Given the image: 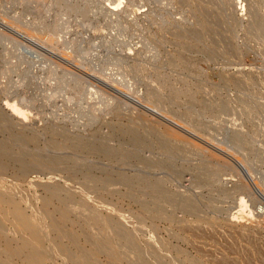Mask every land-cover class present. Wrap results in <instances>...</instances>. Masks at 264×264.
<instances>
[{"label": "rangeland", "instance_id": "rangeland-1", "mask_svg": "<svg viewBox=\"0 0 264 264\" xmlns=\"http://www.w3.org/2000/svg\"><path fill=\"white\" fill-rule=\"evenodd\" d=\"M6 102L22 105L27 121ZM0 112L13 122L0 123V190L18 185L35 199L20 203L28 214L38 209L64 227L51 264H70L64 255L80 249L97 264H139L125 241L138 227L151 244L139 251L157 249L159 264H264V0H0ZM65 136L114 153L73 147ZM39 154L67 160L52 173L39 166L25 175L24 160ZM119 174L157 182L160 193ZM49 179L94 188H78L62 216L43 207L41 186L27 185ZM80 194L109 203L118 224L101 232L78 206ZM10 234L0 237V260L9 247L25 249ZM102 234L121 259L87 237Z\"/></svg>", "mask_w": 264, "mask_h": 264}, {"label": "bare ground", "instance_id": "bare-ground-1", "mask_svg": "<svg viewBox=\"0 0 264 264\" xmlns=\"http://www.w3.org/2000/svg\"><path fill=\"white\" fill-rule=\"evenodd\" d=\"M181 1V0H180ZM60 3V2H58ZM111 3V2H110ZM224 3V2H223ZM216 4V3H215ZM253 4V3H252ZM107 6V5H106ZM114 6V5H113ZM110 7V6H109ZM113 9V8H112ZM102 13V12H101ZM193 13V12H192ZM112 14V13H111ZM114 14V13H113ZM210 14V13H209ZM229 15V14H228ZM256 15V14H255ZM254 15V16H255ZM251 16V15H250ZM256 17V16H255ZM254 19V18H253ZM260 20V19H259ZM181 21V20H180ZM253 21V20H252ZM257 19H255L254 22H256ZM262 21V20H261ZM236 22V21H235ZM259 22V21H258ZM261 23V22H260ZM260 23H254L255 25H258ZM253 24V25H254ZM198 25V23H197ZM254 25V26H255ZM176 26V25H175ZM259 26V25H258ZM218 27V26H217ZM257 28V26H255ZM254 27V28H255ZM180 28V27H179ZM199 28V27H197ZM255 28V29H256ZM198 31V30H197ZM191 33V32H190ZM218 33V32H217ZM197 34V33H196ZM194 34V35H196ZM207 36V35H206ZM209 39V38H208ZM255 39V38H254ZM195 40H198L195 38ZM200 40V39H199ZM176 44V43H175ZM210 44V43H209ZM180 45V44H179ZM184 47V46H183ZM181 51V50H180ZM196 51V49H195ZM215 51V50H214ZM197 53V52H196ZM190 56V55H189ZM170 58V57H169ZM180 58V57H179ZM193 58V57H192ZM197 58V57H196ZM173 60V59H172ZM184 60V59H183ZM185 61V60H184ZM187 61V60H186ZM199 61V60H198ZM180 62V61H179ZM191 62V61H190ZM181 63V62H180ZM183 64V63H182ZM185 64V63H184ZM193 64V63H192ZM183 66V65H182ZM185 66V65H184ZM192 67V66H191ZM199 69V68H198ZM190 72V71H189ZM187 73V72H186ZM52 75V74H51ZM170 80V79H169ZM76 81V80H75ZM79 85V84H78ZM166 85V84H165ZM64 87V86H63ZM197 87V86H196ZM244 90V89H243ZM51 91V90H50ZM74 91V90H73ZM173 91V90H172ZM178 91V90H177ZM175 92V91H174ZM176 93V92H175ZM192 93V92H191ZM194 94V93H193ZM83 95V94H82ZM244 95V94H243ZM154 96V95H153ZM191 98V97H190ZM7 100V99H6ZM7 104H5L6 108L8 107L11 111L12 114L16 115L19 120L22 122L27 121L26 120V110L22 107V105H18L15 102H6ZM107 106V105H106ZM105 108V107H104ZM85 109V108H83ZM87 109V108H86ZM97 110V109H96ZM82 112V111H81ZM88 115V114H87ZM90 115V113H89ZM54 116V115H53ZM0 123L3 127L9 128L10 126L13 125V122L10 120H8V118H5V115L3 113L0 112ZM128 127V126H127ZM46 129V128H45ZM127 129V128H126ZM1 130V129H0ZM48 131H50L52 134L55 132L54 129H47ZM128 131L133 132L132 129H129ZM125 132V131H124ZM37 134V133H36ZM35 133H29L28 134V139L30 141H35L37 139V135ZM59 135V134H58ZM66 139H68L71 144V146L75 147V146H80L82 147V149H86L88 152H94V151H101V152H105L106 154L112 155L114 152L110 151L108 148H104L101 146H97L96 144H94L93 142H91L90 140L88 141H84L82 139H80L79 137H74V138H69L68 136H65ZM132 138V137H131ZM133 138H135L136 140V136H133ZM132 138V139H133ZM226 139V138H225ZM23 140V139H22ZM53 142V141H51ZM103 146V145H102ZM46 149V148H45ZM103 150V151H102ZM49 151V150H48ZM15 153V152H14ZM26 155V154H25ZM20 155L17 153L16 155L12 153V155H10L11 160H18L17 157H19ZM121 156V155H120ZM23 157V156H22ZM27 158V157H26ZM25 158V159H26ZM35 158V157H34ZM46 159V162H42V160ZM134 158V157H133ZM23 159V158H22ZM28 159V158H27ZM248 159V158H247ZM67 158H63V159H57L55 157H44L42 156V154H39L37 156V158H35V160L31 163L29 160H24L23 166H22V171H28L31 168H36V167H41V166H46V170L49 173H52L55 169L56 166H58V164L63 163L64 161H66ZM140 160V159H139ZM69 162V161H68ZM39 163V165H37ZM67 163V162H66ZM165 165V164H164ZM167 166V165H166ZM0 167L2 169H4V165H0ZM73 167V166H72ZM59 168V167H58ZM128 170V169H127ZM23 171V172H24ZM22 172V173H23ZM27 173V172H26ZM25 174V172H24ZM23 174V175H24ZM27 175V174H25ZM51 175V174H50ZM85 176V175H84ZM92 176V175H91ZM99 177V176H98ZM97 177V179H98ZM26 178V177H25ZM85 178V177H84ZM105 178V177H104ZM53 179V178H52ZM52 179H49L46 182H30V185L32 187L35 186H41L44 191H45V195L40 199V201H42V205L43 207H47L49 204H53L55 210H56V214L58 212H60L62 216H66L69 210V205H68V201H72L73 199H75V194H77L79 191L78 188H85L87 190H89L90 192L93 191V186H86L84 182H82L80 184L79 187H77V189L75 190H71L70 187H68L67 185H62V184H57L52 182ZM89 179V178H88ZM93 179V178H92ZM91 179V180H92ZM118 179L126 184H131V185H135V183H138L139 187H143V188H148L150 189V191L156 195L158 193H160L161 188L157 185V182L148 180L146 178H144L143 176H138V175H126V174H119L118 175ZM1 180V179H0ZM96 180V179H94ZM99 180H101L99 178ZM28 181V180H27ZM102 181V180H101ZM23 182V181H22ZM68 182V181H67ZM88 182V181H86ZM92 182V181H91ZM90 182V183H91ZM99 182V181H98ZM16 183V182H15ZM59 183V182H58ZM69 183V182H68ZM22 184V183H21ZM16 185V184H15ZM98 185V183H97ZM3 186V185H2ZM1 186V187H2ZM21 186V185H20ZM24 186V185H23ZM102 187V186H101ZM8 188V187H7ZM30 188V187H29ZM37 188V187H36ZM34 189V188H33ZM38 189V188H37ZM36 189V190H37ZM32 190V189H31ZM33 192V191H32ZM82 192V191H81ZM95 193V192H94ZM83 194V193H82ZM82 194L79 195V197L76 198V200L78 201V206L85 208L86 210H88L89 212V219L93 220V222L98 226V229L101 232H104L105 230H107V228H110L112 226L113 223H117L118 221L113 219V215L112 212L110 211L111 207L109 206V203L107 204V202H104L101 200V206L99 207V205L97 206V204L95 203V205H92V203H90L91 199L89 200L88 197L86 198V196L84 197ZM97 194V193H96ZM177 194V193H175ZM133 195V194H132ZM37 196V195H36ZM130 196V195H129ZM35 197V196H34ZM174 197V196H173ZM160 198V197H159ZM181 198V197H180ZM184 198L178 199L177 197H174V202H176V206H180L183 209L190 211L194 209V205L191 201L189 200H183ZM35 199L32 197V195H30V193L28 192H24V191H19L18 185L17 187H13L7 189L5 192L2 190H0V237L4 239V241H7L8 238V233L7 230H9V224L11 226H15L14 229H11L10 232H12L11 234L16 236L19 241L21 242L22 245L25 246V249H22L21 247H9L5 250L4 255L5 258L0 260V264H51L53 263V256H55L54 254L56 252H59V250H61V246L59 244V241L57 239H60V237L64 234L65 229L63 226H61V223L57 222L56 219H50L49 222H47L46 220H44V216H38L40 213V211L37 209L36 211L33 210L31 213H27L25 211V209L22 208L21 206V202H25L26 204L30 206H33V201ZM143 201V200H142ZM92 202V201H91ZM95 202V200H94ZM93 202V203H94ZM139 202V201H138ZM137 202V203H138ZM153 206L151 207V210L154 214V216L158 217L161 216L164 212H163V208L161 207V205L157 202V201H153ZM77 203V202H76ZM145 203V202H144ZM149 203L152 204V202L150 201ZM164 203V202H163ZM41 204V203H40ZM74 204V203H73ZM143 204V203H142ZM147 204V202H146ZM24 206V205H23ZM27 206V205H26ZM52 206V205H51ZM73 206V205H72ZM36 207V206H35ZM53 208V209H54ZM181 208V209H182ZM32 209V208H30ZM52 209V210H53ZM150 209V208H149ZM174 209V208H173ZM48 210V208H47ZM51 210V209H50ZM49 211V210H48ZM58 211V212H57ZM194 211V210H193ZM52 212V211H51ZM182 212V211H181ZM249 213V212H248ZM260 212H250V217H252L253 219H256L259 216ZM41 215V214H40ZM119 215V214H118ZM165 215V214H164ZM36 218L34 220L35 217ZM85 216V215H84ZM121 216V215H119ZM124 216V215H123ZM58 217V216H57ZM76 217V216H75ZM74 217V218H75ZM118 217V216H117ZM122 217V216H121ZM125 217V216H124ZM127 217V216H126ZM129 218V217H128ZM77 219V218H75ZM124 219V218H123ZM63 220V219H62ZM74 220V219H73ZM80 220V219H78ZM125 220V219H124ZM140 220V219H139ZM160 220V219H159ZM34 221V222H33ZM61 221V220H60ZM81 221V220H80ZM79 221V222H80ZM126 221V220H125ZM129 221V220H128ZM133 221V220H132ZM183 221V220H182ZM254 221V220H253ZM82 222V221H81ZM73 223V222H72ZM75 223V222H74ZM73 223V224H74ZM122 224V223H121ZM126 224V223H125ZM66 225V223H65ZM69 225V224H68ZM78 225V224H77ZM81 225V224H80ZM10 226V227H11ZM122 226V225H121ZM84 227V226H83ZM113 227V226H112ZM111 227V228H112ZM129 227V226H127ZM70 228V227H69ZM183 228V227H182ZM144 229V228H143ZM146 229V228H145ZM74 230V229H73ZM181 230V229H180ZM184 230V228H183ZM191 230V229H190ZM194 230V229H193ZM75 231V230H74ZM81 231V230H80ZM142 230V227L140 229V227L134 229L133 231H130L129 233L126 234V239L125 241H130V246L131 248H133V250L136 251V256L139 260V264H152V262L150 261H154L156 262V259L158 258V255L156 254V246L155 252H149V253H145V252H141L139 251L138 244H142L144 243L146 246H150V242L145 239L143 236H140ZM245 231V230H243ZM83 232V230H82ZM116 232V231H115ZM84 233V232H83ZM108 233V232H107ZM245 233V232H244ZM243 233V234H244ZM10 234V236H11ZM144 234V233H143ZM242 234V235H243ZM247 234V233H246ZM70 235V234H69ZM94 235V234H93ZM117 236H125V232L124 233H119L116 232ZM176 235V234H175ZM13 236V237H14ZM71 236V235H70ZM64 237V236H63ZM88 240L94 245L95 250H102V251H106L108 252V256L110 258H114V259H121V255L120 252H118L116 249H114L111 246V240L108 236H104L103 234L95 241L92 240L91 237L87 236ZM244 237V236H243ZM70 239V238H68ZM114 239V238H113ZM48 240L49 244L47 246V244H45V242ZM150 240V239H149ZM12 241V240H11ZM69 241V240H68ZM71 241L73 242V244L79 248L77 246V240L75 238H71ZM151 242L154 243V240H152ZM15 243V242H14ZM47 243V242H46ZM13 244V243H12ZM72 244V243H71ZM116 244V243H115ZM251 244V243H250ZM9 245V244H8ZM51 245V246H50ZM84 246V245H83ZM119 246V245H118ZM143 246V245H142ZM51 247V249H50ZM144 247V246H143ZM53 248V249H52ZM126 248V246H125ZM92 249V248H91ZM129 249V247H128ZM153 249V246H152ZM132 250V249H131ZM148 250V249H147ZM154 250V249H153ZM93 251V250H92ZM159 251V250H158ZM179 251V250H178ZM160 252V251H159ZM177 252V251H176ZM76 253V252H75ZM99 253V252H98ZM101 253V252H100ZM96 254V253H95ZM165 254V253H164ZM179 254V253H177ZM2 255V253L0 252V256ZM65 259L68 260L70 262V264H97L91 253L86 252L85 250L80 249L79 253L77 255H75L74 253H68L65 254ZM152 256V258L150 257ZM163 256V255H162ZM63 257V256H62ZM150 257V258H149ZM57 258V256L55 257ZM108 258V257H107ZM128 258V256H127ZM180 258V257H179ZM18 262L17 263V260ZM20 259V260H19ZM61 259V258H59ZM106 259V258H105ZM151 259V260H149ZM164 259V258H163ZM175 259V258H174ZM64 260V259H62ZM65 260V261H66ZM57 262V261H55ZM54 262V264H55ZM116 262V261H115ZM100 263V262H98ZM162 263V262H161ZM61 264V262H60ZM129 264V263H128ZM159 264V263H158ZM176 264V263H175Z\"/></svg>", "mask_w": 264, "mask_h": 264}]
</instances>
